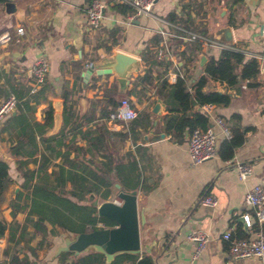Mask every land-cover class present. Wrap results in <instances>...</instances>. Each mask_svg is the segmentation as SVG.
I'll use <instances>...</instances> for the list:
<instances>
[{
  "label": "crops",
  "instance_id": "obj_1",
  "mask_svg": "<svg viewBox=\"0 0 264 264\" xmlns=\"http://www.w3.org/2000/svg\"><path fill=\"white\" fill-rule=\"evenodd\" d=\"M88 1L0 0V34L9 36L0 41V102L10 94L18 99L15 109L0 121V160L7 163L9 177L0 194V218L7 223L0 237V260L4 248L18 242L19 256L35 264H57L58 246L74 233L56 227L54 235L42 240L25 222V211L12 215L11 202L22 205L35 181L45 178L54 184L58 168L63 166L65 172H75L78 177L89 178L95 171L115 179L121 189L135 191L138 251L114 253L112 258L118 255L116 264H133L124 254L135 258L148 255L154 264H260L257 257H231L220 235L231 228L233 236L236 226L244 231V237L256 229L254 221L246 228L239 214L252 212L243 202L245 190L255 183L264 186V50L258 38L264 0H156L150 13L140 15H133L128 5L103 0V16L95 30L85 21ZM7 2L12 3L11 8ZM170 14L174 22L183 26L180 18L186 19L183 27L211 38L216 28L229 25L232 41L228 44L245 59H256L258 70L253 78L232 87L206 78L201 87L202 92H216L222 84L221 94L228 101L213 103L214 113L229 128H246L242 143L228 159H221L216 150L211 158L193 164L186 152L188 134L183 133V139L177 141L163 129L167 110L175 106L157 94L166 91L163 83L172 84L182 77L192 92L203 64L217 58L220 51L199 42L192 60L180 56L177 52L188 41L160 32L171 31L165 23ZM19 26L22 34L16 33ZM163 44L168 54L157 59L154 54ZM144 49L149 51L145 59L141 58ZM113 50L137 56L141 66L139 72H131L121 92L110 72L97 74L92 69L88 76L84 74L88 64ZM38 54L46 56L49 70L42 86L29 93L30 67ZM200 55L204 56L202 63ZM144 71H148L146 78L142 77ZM228 89L233 90V96L225 93ZM110 94L115 97V108L119 99L126 97L135 117L128 121L104 117L101 113L108 111ZM156 99L163 102L159 114L151 110ZM201 104L194 103L185 113L197 110L203 114ZM49 107L51 117L46 121ZM212 127L218 146L223 136ZM149 131L163 133V137L146 142L142 135ZM108 160L115 162V174L112 170L102 173L101 163ZM237 162L250 164V173L242 180L236 176ZM63 188L66 191L69 185ZM109 190L104 200L96 195L97 203L114 198L117 188ZM102 191L99 186L94 193ZM17 193L22 197L16 199ZM205 194L214 198L213 205L199 202ZM45 225L51 227L48 222ZM261 227L264 230V221ZM22 230L24 236L20 237ZM191 230L203 231L207 238L195 258L193 244L186 239Z\"/></svg>",
  "mask_w": 264,
  "mask_h": 264
},
{
  "label": "trees",
  "instance_id": "obj_2",
  "mask_svg": "<svg viewBox=\"0 0 264 264\" xmlns=\"http://www.w3.org/2000/svg\"><path fill=\"white\" fill-rule=\"evenodd\" d=\"M167 19L171 22L176 21L172 14ZM186 21V19L180 18L179 22L184 26L186 25ZM199 45V41L197 40L188 41L185 44V48L177 53L185 57L187 61H190L199 50ZM141 55V58L147 57L149 51L144 49ZM202 69L203 73L193 83L192 92L186 89L184 78L182 77H176L172 84L163 83V87L166 86V91L157 92L166 101L169 100L175 103L174 107L171 106L167 110L169 114L164 116L163 129L166 133H170L177 141L183 139V133L189 134L195 127L203 128L206 126L207 118L199 111L196 110L189 114L185 113L194 103L211 102L225 104L228 101V97L225 94H219L215 91H201L206 78L217 80L219 83L232 87L240 80L253 78L257 73L258 67L255 58L249 57L245 59L243 54L238 50L221 48L218 57L215 59L209 58L203 64ZM147 72H143V78H146ZM67 99L68 93L64 95V108L67 106ZM106 104L109 106L108 111L101 114L107 118L108 113H111L115 108L116 100L113 94L108 96ZM46 112V121H49L52 112L51 107ZM229 129L230 136L223 138L217 146V154L221 159L231 157L233 149L242 143L246 130V128ZM110 161L101 163L103 174L111 170L115 174V162L110 163ZM7 170V163L0 160V194L9 180ZM114 183L115 179L104 177V175L98 174L95 171H91L89 178L78 177L75 172H65L64 167L60 166L54 184H51L45 178L39 182L35 181L30 186L29 192L23 196L24 201L22 205L18 204L16 200H12V215H14L15 211H25V222L31 224L34 234H41L42 240L43 238L46 240V235H54L57 231L56 227L71 233H80L98 228L97 223L112 226L113 222L97 216L95 214V207L88 202L96 195L104 200L110 191L109 189L114 186ZM65 185H69V189L66 191L63 188ZM99 186L103 187V191L99 194L94 193ZM92 192L94 194H91ZM20 197L22 195L17 193L16 199ZM32 216H36V218ZM45 222L51 224L49 229L45 225ZM23 226L25 228V225ZM12 228L10 227V238H13ZM6 229L7 223L0 218V237L4 235ZM234 232L233 237H244V231L240 227L236 226ZM23 236L24 231L22 230L20 237ZM13 245L14 247L7 245L4 248V258L0 260V264H35L33 260L19 256L18 248L16 247L18 242H15ZM10 250L12 251L10 252ZM124 255L134 261L133 264H154L148 255H142L139 258H135L131 254ZM57 260V264H116L118 255L105 262L104 255L96 250L82 251L78 254H75L72 250H66L58 254Z\"/></svg>",
  "mask_w": 264,
  "mask_h": 264
},
{
  "label": "built area",
  "instance_id": "obj_3",
  "mask_svg": "<svg viewBox=\"0 0 264 264\" xmlns=\"http://www.w3.org/2000/svg\"><path fill=\"white\" fill-rule=\"evenodd\" d=\"M115 3L128 5L133 15L148 14L151 7L156 0H111ZM103 0H89L84 7V16L87 26L95 30L100 25V20L103 16ZM170 32L160 31L164 35H173L184 41L197 40L201 43L215 46L218 48H229L237 50L228 43L220 42L214 38L202 36L194 31L188 30L179 23L166 21L165 22ZM22 27L16 28L17 34H22ZM8 34H0V41L8 39ZM259 42L264 50V17L258 33ZM168 54V49L163 44L155 52L154 56L157 59L165 57ZM49 70V63L45 55L38 54L34 59L31 67V81L29 84V93L37 91L46 80V75ZM246 81V80H245ZM18 99L15 95H8L0 102V121L15 109ZM202 113L208 119L205 127L193 128L186 140V152L191 163H199L203 160L211 158L216 154V133L212 126H216L223 136L228 138L230 136V129L222 117L214 113V104L206 102L200 105ZM136 115L135 109L130 105L126 97H122L118 101L117 107L108 115L110 120L128 121ZM261 120L264 121V111L261 114ZM236 176L239 180L244 179L250 173V164L244 162L235 163ZM199 202L204 205H213L215 200L209 195L201 196ZM243 202L252 210L251 214L244 212L239 214L243 225L246 228L252 226L253 221L256 222V229L252 231L251 236L233 237L231 235V228L225 229L221 233V238L226 241L228 254L233 258H249L257 257L260 264H264V230L261 227L264 221V186L255 183L248 187L243 195ZM101 226V223H97ZM187 241L193 244L192 257L198 256L205 246L206 234L203 231L191 230L186 235Z\"/></svg>",
  "mask_w": 264,
  "mask_h": 264
},
{
  "label": "water",
  "instance_id": "obj_4",
  "mask_svg": "<svg viewBox=\"0 0 264 264\" xmlns=\"http://www.w3.org/2000/svg\"><path fill=\"white\" fill-rule=\"evenodd\" d=\"M8 8L12 3L7 2ZM212 37L220 42L229 43L232 35L229 25H223L213 31ZM204 56H199L202 63ZM92 69H96L97 74L110 72L114 75L118 91H123L128 82L131 72L141 70L139 58L129 53L113 50L110 54L102 56L98 61L88 64L84 74L88 76ZM224 86L221 84L216 90L217 93L223 92ZM227 95H234L233 90L225 91ZM163 102L156 99L152 112L159 114ZM163 137V133H151L142 135L146 142ZM112 200H105L97 203V196H93L88 202L95 207L97 216L106 218L113 222L112 226L94 228L90 231L74 233L65 239L63 245L58 246L57 254L61 251L72 250L75 254L89 249L101 252L105 262L109 261L116 252L136 253L138 251V216L135 205V191L123 190L118 184Z\"/></svg>",
  "mask_w": 264,
  "mask_h": 264
},
{
  "label": "rangeland",
  "instance_id": "obj_5",
  "mask_svg": "<svg viewBox=\"0 0 264 264\" xmlns=\"http://www.w3.org/2000/svg\"><path fill=\"white\" fill-rule=\"evenodd\" d=\"M111 198H113V196Z\"/></svg>",
  "mask_w": 264,
  "mask_h": 264
}]
</instances>
